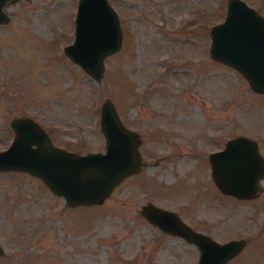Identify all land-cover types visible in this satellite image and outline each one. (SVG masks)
I'll use <instances>...</instances> for the list:
<instances>
[{"label":"rangeland","instance_id":"1","mask_svg":"<svg viewBox=\"0 0 264 264\" xmlns=\"http://www.w3.org/2000/svg\"><path fill=\"white\" fill-rule=\"evenodd\" d=\"M79 0H7L0 23V150L13 117H30L53 145L104 150L100 106L110 100L140 139V170L100 204L68 206L23 171L0 172V264H197V247L150 223L146 202L174 210L223 242L245 239L226 264H264V177L255 197L222 194L210 152L246 135L264 157V92L209 54L227 0H108L119 49L92 77L64 52ZM264 18V0H243Z\"/></svg>","mask_w":264,"mask_h":264},{"label":"water","instance_id":"2","mask_svg":"<svg viewBox=\"0 0 264 264\" xmlns=\"http://www.w3.org/2000/svg\"><path fill=\"white\" fill-rule=\"evenodd\" d=\"M0 0V23L8 16ZM210 56L240 72L250 88L264 92V18L243 0H227L226 15L210 29ZM122 32L108 0H79L74 18L73 41L65 54L92 77H99L103 58L117 51ZM14 137L0 150V172L23 171L40 178L68 206L100 204L126 176L141 166L138 133L121 122L113 103L100 106V131L104 150L75 153L52 144L44 128L34 119L13 117ZM211 177L220 192L240 199L255 197L264 177V157L258 143L238 135L208 155ZM140 213L161 231L183 238L198 249L197 264H226L245 244L244 239L219 242L192 229L178 214L152 202ZM3 248L0 245V255Z\"/></svg>","mask_w":264,"mask_h":264},{"label":"flooded vegetation","instance_id":"3","mask_svg":"<svg viewBox=\"0 0 264 264\" xmlns=\"http://www.w3.org/2000/svg\"><path fill=\"white\" fill-rule=\"evenodd\" d=\"M221 193H222V192H221ZM222 194H223V193H222ZM224 195H226V194H224ZM227 196H231V195H227ZM232 197H233V196H232ZM196 231H197V230H196ZM198 232H200V231H198ZM200 233H203V232H200ZM203 234H205V233H203ZM244 240H245V239H244ZM242 250H243V249H242ZM237 254H238V253H237ZM233 257H234V256H233ZM233 257H232V258H233ZM232 258H230V259H232ZM230 259H229V260H230Z\"/></svg>","mask_w":264,"mask_h":264}]
</instances>
